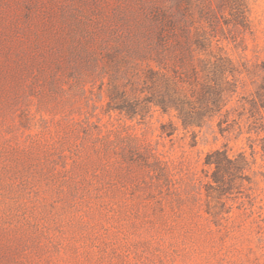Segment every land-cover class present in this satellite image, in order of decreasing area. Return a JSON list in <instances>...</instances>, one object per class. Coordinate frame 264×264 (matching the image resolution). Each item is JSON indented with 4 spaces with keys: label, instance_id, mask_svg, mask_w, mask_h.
Returning <instances> with one entry per match:
<instances>
[{
    "label": "rangeland",
    "instance_id": "obj_1",
    "mask_svg": "<svg viewBox=\"0 0 264 264\" xmlns=\"http://www.w3.org/2000/svg\"><path fill=\"white\" fill-rule=\"evenodd\" d=\"M0 264H264V0H0Z\"/></svg>",
    "mask_w": 264,
    "mask_h": 264
},
{
    "label": "trees",
    "instance_id": "obj_2",
    "mask_svg": "<svg viewBox=\"0 0 264 264\" xmlns=\"http://www.w3.org/2000/svg\"><path fill=\"white\" fill-rule=\"evenodd\" d=\"M213 162H215V164L218 166V163H217L215 160H213L212 163H213ZM208 163H210V162H208Z\"/></svg>",
    "mask_w": 264,
    "mask_h": 264
}]
</instances>
